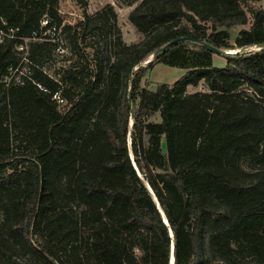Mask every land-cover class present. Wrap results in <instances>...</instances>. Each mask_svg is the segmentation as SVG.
<instances>
[{
	"label": "trees",
	"instance_id": "16d2710c",
	"mask_svg": "<svg viewBox=\"0 0 264 264\" xmlns=\"http://www.w3.org/2000/svg\"><path fill=\"white\" fill-rule=\"evenodd\" d=\"M259 1L141 0L140 43L119 35L108 56L76 42L85 66L55 78L36 66L50 43L32 39L57 33L59 0H0L17 36L0 43L1 263L24 264L20 246L38 264H170L174 245V264H264V47L232 53L264 44ZM28 39L29 73L9 85ZM158 64L186 72L143 87Z\"/></svg>",
	"mask_w": 264,
	"mask_h": 264
},
{
	"label": "rangeland",
	"instance_id": "374dc122",
	"mask_svg": "<svg viewBox=\"0 0 264 264\" xmlns=\"http://www.w3.org/2000/svg\"><path fill=\"white\" fill-rule=\"evenodd\" d=\"M141 0L135 2V0H59L57 7V16L61 19L60 25L57 22V19L54 18V21L57 24V33L54 35L53 31L47 30L44 33V36L41 39L34 41L44 42L47 41L50 43L49 54L44 55L39 62L36 63L37 67H40L46 71L50 76L59 78L63 75L64 70L74 67L75 69L85 66V58L78 57L72 52V47H74L77 42L78 47H96L99 49V52L102 55H110L113 50V41L116 40V37L120 35L123 42L128 45H133L140 43L144 39V35L140 33L137 28L132 24L129 19L131 11L139 4ZM107 5H113L117 12V21L116 29H112L113 21L110 18L106 21L99 22L97 20V14ZM250 6L253 7L256 11L264 10V0L259 2H252ZM248 9V8H247ZM91 17L88 24L84 26L82 22H86L87 16ZM96 23L99 28H92V24ZM240 28L232 30V36L238 34ZM55 40V41H53ZM31 41L26 40L28 44L27 49L20 53L19 56H22V62L25 63L23 68L18 72V70H13L11 74L5 78L7 84H19L21 77L24 74H28L29 65L27 64L26 57L29 55V47ZM263 45V44H262ZM262 45L255 46L253 48L245 49H236L234 52H244L249 50H259L262 48ZM21 47V46H20ZM60 47V48H59ZM264 47V46H263ZM23 48H19L22 50ZM94 49V48H92ZM91 48H88L87 51L92 53ZM223 51V50H222ZM231 51H223L220 54H226ZM220 54H216L215 64L225 66V59L222 58ZM89 56V54H88ZM91 58V56H89ZM154 58V55L149 56L142 64L138 67H146L151 59ZM32 66V65H31ZM186 70L178 67H171L162 64L156 65L152 70L147 73V76L142 81L143 87L156 88L159 84L167 83L172 85L177 79H179ZM24 73V74H23ZM195 88L190 86L189 90H194ZM199 90H207L204 81L201 82L198 87ZM81 90L78 87V92ZM66 103V102H64ZM151 121H158L159 114H153L150 117ZM133 118H131V125H133ZM131 134V133H130ZM163 145L165 146V140L163 139ZM129 149L130 155L134 160V155L131 146V137L129 135ZM242 165L245 169L258 168L257 164L251 159H245L242 162ZM143 181L144 177L141 175ZM148 186V185H147ZM2 211L0 209V222H2ZM15 257L22 261L24 264H38L36 260L28 253H26L22 247L18 246L15 248ZM1 259V256H0ZM172 260L171 263L172 264ZM216 262H212L215 264ZM0 264H3L0 262ZM244 264H256L255 262L249 261Z\"/></svg>",
	"mask_w": 264,
	"mask_h": 264
},
{
	"label": "built area",
	"instance_id": "2783aa9c",
	"mask_svg": "<svg viewBox=\"0 0 264 264\" xmlns=\"http://www.w3.org/2000/svg\"><path fill=\"white\" fill-rule=\"evenodd\" d=\"M49 20L48 18L44 19L42 21V26H46L48 24ZM6 26V22L2 20V25H0V43L4 42L5 40H14L17 38L16 31L13 28L4 27ZM54 30V29H52ZM36 35V33H35ZM40 39V38H38ZM55 41V40H53Z\"/></svg>",
	"mask_w": 264,
	"mask_h": 264
},
{
	"label": "water",
	"instance_id": "95a60500",
	"mask_svg": "<svg viewBox=\"0 0 264 264\" xmlns=\"http://www.w3.org/2000/svg\"><path fill=\"white\" fill-rule=\"evenodd\" d=\"M180 39H183V38H180ZM180 39H175V40L169 42L165 47L176 44ZM263 46H264V44L262 45V47H263ZM207 47H209V46H207ZM209 48H211L212 50H214V51L217 52V53H223V51H222L221 49L212 48V47H209ZM161 51H162V49H159V50L155 53V55H157V54H158L159 52H161ZM249 51H251V50H249ZM138 68H139V67H136V68L134 69V71H136ZM173 258H174V245H173V250H172V259H173ZM172 259H171V260H172Z\"/></svg>",
	"mask_w": 264,
	"mask_h": 264
},
{
	"label": "bare ground",
	"instance_id": "6f19581e",
	"mask_svg": "<svg viewBox=\"0 0 264 264\" xmlns=\"http://www.w3.org/2000/svg\"><path fill=\"white\" fill-rule=\"evenodd\" d=\"M172 262H173L172 264H174V258L172 259Z\"/></svg>",
	"mask_w": 264,
	"mask_h": 264
}]
</instances>
